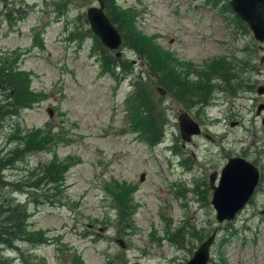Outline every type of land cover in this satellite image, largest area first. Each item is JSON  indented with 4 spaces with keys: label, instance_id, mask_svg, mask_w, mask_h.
Returning a JSON list of instances; mask_svg holds the SVG:
<instances>
[{
    "label": "rangeland",
    "instance_id": "1",
    "mask_svg": "<svg viewBox=\"0 0 264 264\" xmlns=\"http://www.w3.org/2000/svg\"><path fill=\"white\" fill-rule=\"evenodd\" d=\"M68 1L70 9L60 15L55 12L62 4L59 0H0V57L11 60L10 64L17 58L16 70L29 72L30 90L41 98L32 108L0 123V152L9 125L14 124L22 132L50 130L54 135H65L69 141L58 139L56 156L78 159L65 175L62 204L45 200L26 203L25 192L0 191V197H13L25 205L27 230L45 241L18 243L17 249H1L0 253L8 264H185L200 243L192 238L193 226L202 239L217 226L206 201L197 202L195 184L201 179L206 184L209 174L219 171L229 150L259 148L264 166V112L255 116V107L264 104V95L254 91L256 86H264V62L259 63L264 49L252 51L250 33L235 30L233 20L229 21L231 13L219 11L222 3L213 7L205 5V0L114 1L121 10L136 12L137 30L161 51L171 53L175 62L165 64L174 72H187L179 65L189 62L196 68L188 72L199 71L210 59L226 57L229 62L231 54L242 60L235 73L237 82L233 80L234 86L240 83L242 88L231 96L230 84L212 80L211 99L204 108L193 109L201 134L184 147L176 116L185 108L176 99L159 95L152 85L166 130L163 143L174 142L189 158V169L182 170L170 151L160 146L148 148L134 129L137 118L132 115L135 87L131 79L140 76L147 82L148 69L135 52L123 46L121 60L130 62V77L122 72L101 73L92 40L68 39L76 28H86V9L97 0ZM11 11H18L13 18L26 16L10 25L4 15ZM187 79L195 80V73H188ZM234 122L236 125L230 126ZM51 158L53 152L32 154L20 165V171L7 170L2 175L7 180L19 179L25 170L47 164ZM187 180L193 181L194 190L191 200L186 195L185 201L184 192L175 195L173 187L183 184L185 188ZM113 201L131 206L130 231L124 232L125 225L111 207ZM163 210L170 218L169 225L178 226L179 233L164 227ZM262 212L264 194L255 196L253 206L241 212L227 232L217 233L210 251L211 264L217 260L223 264H264ZM119 240L125 246L121 247Z\"/></svg>",
    "mask_w": 264,
    "mask_h": 264
},
{
    "label": "trees",
    "instance_id": "2",
    "mask_svg": "<svg viewBox=\"0 0 264 264\" xmlns=\"http://www.w3.org/2000/svg\"><path fill=\"white\" fill-rule=\"evenodd\" d=\"M114 1L104 0L107 7L106 15L121 36L123 46L135 52L148 69L147 82L143 83L140 76L131 79V83L135 87L134 97L131 100L133 102L132 115L137 118L134 129L140 132L142 140L146 141L148 145L159 142L164 129L162 114H159L156 99L152 94L154 92L152 85L167 92L172 99H176L187 111H191L192 115L197 114L193 109L204 108L211 99V91L213 89L211 82L214 78L224 80V82L230 84L228 90L231 96H234L242 88L239 85L240 83L236 86L233 84V80L237 82L238 79L235 75L238 71V64H243L242 62L240 63L242 60H239L234 55L230 57L229 62L225 58L211 59L199 71L188 72L194 67L190 62L178 64L186 68L187 72H174L173 68L169 69L168 67L170 66H166L165 63L168 61H171V63L175 62L170 58L172 56L171 53L165 50L161 51L148 37L137 30L134 22L136 12L131 9H128L131 11L121 10L118 6L116 7ZM207 2H211V6L213 7L222 3L219 11L223 14L226 11L231 13L227 0H207ZM11 14H14V11ZM232 19L236 30L243 33L247 32L245 25L237 17L233 16ZM82 38L92 40L93 53L99 57L101 62V73L115 75V72L119 71L123 74L125 73L126 77L132 73L130 62H123L121 57H116L114 52L104 48L99 39L92 34L88 23H86V28L84 26L76 28L75 32H72L68 39L81 42L84 40ZM39 46H42V42L39 43ZM243 49L247 50L246 47ZM252 51L256 53L254 47H252ZM16 59L12 60L10 64L11 60L0 57L1 124L11 120L21 110L31 108L41 100L40 95L38 96L29 88L30 77L21 75L16 70ZM188 73H195V80H188ZM117 80L120 81L121 78H117ZM252 88L253 86L248 87L250 91ZM8 129L5 134V146L0 152V191L8 190L12 193L25 192L29 203L38 204L45 203L46 201L53 205L62 204L65 175L75 165V162L78 163V159L74 158L73 161L71 157L58 158L54 150L59 146L60 141L58 139L67 142L69 138H65V135L64 137L54 135L50 130L44 133L41 131L22 133L17 126L14 127L12 124L11 126L9 125ZM42 152H53V158L47 164L27 169L24 171L26 173L25 176L15 180H7L2 175L7 170L20 171V165H23L30 155ZM2 197H0V250L17 249L18 243L25 244L31 242L35 245L44 244L45 241L42 238H36L27 230L29 216L25 205L17 203L13 197ZM115 202L113 201V206L115 208L118 206L117 213L120 223L124 224L125 228H129L130 206H127L125 201L120 203ZM200 235L199 233H195L192 235V238L200 241L202 239ZM216 262L217 264H223L220 260ZM0 264H8V260L1 253Z\"/></svg>",
    "mask_w": 264,
    "mask_h": 264
},
{
    "label": "water",
    "instance_id": "3",
    "mask_svg": "<svg viewBox=\"0 0 264 264\" xmlns=\"http://www.w3.org/2000/svg\"><path fill=\"white\" fill-rule=\"evenodd\" d=\"M228 6L233 14L246 24L252 38L264 43V0H228ZM85 15L91 32L99 39L102 46L110 51L119 50L122 39L104 13L103 0H97V6L88 7ZM120 55L121 52L116 53L117 57ZM157 90L160 91V89ZM256 93L263 94L264 87H257ZM48 113L51 116V110H48ZM230 125L233 126V124ZM178 131L180 139L188 142L191 135L199 133V128L183 113L178 116ZM143 178L142 175L141 180ZM213 182L214 174H211L209 177L212 190L210 205L214 211V219L220 223L231 220L243 207L256 185L257 170L243 159L232 158L220 170L217 184L213 185ZM213 240L214 233L200 243L185 264H207Z\"/></svg>",
    "mask_w": 264,
    "mask_h": 264
},
{
    "label": "flooded vegetation",
    "instance_id": "4",
    "mask_svg": "<svg viewBox=\"0 0 264 264\" xmlns=\"http://www.w3.org/2000/svg\"><path fill=\"white\" fill-rule=\"evenodd\" d=\"M62 1L61 6H57L58 7V11L61 12L62 10L65 11L69 9V4H67L69 1L68 0H59ZM54 5V4H53ZM106 5L104 8V12L106 13ZM61 11H60V10ZM6 19L8 20V16L6 15ZM163 96L165 95V93L162 94ZM262 112H264V104H260L258 103L255 107V116L256 115H260ZM263 119H261V123L263 124ZM204 137L208 138L210 141H213V139L206 134H203ZM181 147H183L181 145ZM261 151L259 149H255V148H248L245 150H240L239 152H230V150L224 154L225 156V160L224 163L222 164V166L226 163V161L230 158H234V157H239L242 158L244 160H246L247 162H249L250 164H252L253 166H255L258 170L259 173V177H258V181L256 184V187L254 188V191L252 193V195L250 196V198L248 199L247 203H253L255 196H258L260 194H264V166L261 164L262 160H261ZM221 166V167H222ZM220 170V169H219ZM219 172V171H218ZM218 172L214 171L213 173H216V175L218 174ZM205 180L201 179L199 180L198 184H197V189L195 190V193L197 195L198 201L202 202L207 200L210 194V190L208 188V183L204 184ZM264 212H262L263 214ZM123 246H125L123 244Z\"/></svg>",
    "mask_w": 264,
    "mask_h": 264
}]
</instances>
